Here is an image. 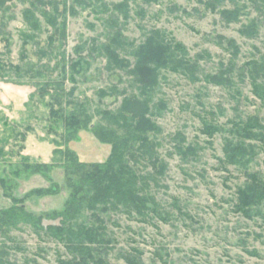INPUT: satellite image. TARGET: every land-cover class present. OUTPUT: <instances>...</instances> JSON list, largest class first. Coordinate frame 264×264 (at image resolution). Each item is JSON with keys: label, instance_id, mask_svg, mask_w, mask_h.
Instances as JSON below:
<instances>
[{"label": "rangeland", "instance_id": "374dc122", "mask_svg": "<svg viewBox=\"0 0 264 264\" xmlns=\"http://www.w3.org/2000/svg\"><path fill=\"white\" fill-rule=\"evenodd\" d=\"M206 1H129L128 17L114 12L116 25L112 28L109 12L95 13L89 7L67 15V34L51 44L47 38L53 28L42 18V28L27 37L32 34L22 15L27 1H6L5 11H0V176L17 197L37 187L58 184L55 193L25 197L27 209L41 214L63 208L71 195L69 181L78 174L71 169L66 171L61 155L54 149L70 148L84 162L103 161L110 144L99 141L90 127L103 122L99 110L115 109L123 96L138 91L127 69L107 66L99 48L108 40L107 32L120 29L122 41L118 47L126 48V52L151 28H158L165 37L180 42L184 56L197 59L199 69L195 80L162 69L160 83L152 94L154 101L163 99L166 103L164 109L152 115L161 131L150 135L160 142L158 150L168 166L158 185L150 182V189L168 218L155 216L144 222L124 213L111 214L108 225L117 236V246H139L149 264H264V220L261 216L247 218L231 209L235 188L245 176L242 169L234 165L224 168L218 162L227 133L219 131L209 137L199 129L204 119H212L223 127H229L231 119L239 115L258 114L264 121V99L252 92L246 64L250 59H260L264 23L259 24L258 36L246 37L238 31L240 24L261 17L249 0H213V7ZM235 4L242 5L240 20L226 21L220 10ZM223 36L235 39L240 47L236 56L226 48ZM230 61L234 63L229 73L231 84L208 81L207 74ZM56 80L64 82L59 91L62 112L85 111L91 116L89 124L80 126L66 144L64 122L53 121L49 116L48 102L54 87L45 82ZM41 85L46 89L43 94L38 90ZM176 131H182L184 143L202 147L195 158L186 161L174 152ZM263 155V150L257 148L252 169L263 170ZM24 156L28 162H53L48 177L24 170ZM148 169L149 166L142 170ZM10 203L0 184V208ZM50 222L57 223L58 219L43 220L44 224ZM9 235L14 237L12 241L0 234V242L5 240L9 250L10 262L5 264H57L55 250L62 247L56 241L38 239L27 226L13 229ZM109 261L127 264L113 254Z\"/></svg>", "mask_w": 264, "mask_h": 264}, {"label": "trees", "instance_id": "16d2710c", "mask_svg": "<svg viewBox=\"0 0 264 264\" xmlns=\"http://www.w3.org/2000/svg\"><path fill=\"white\" fill-rule=\"evenodd\" d=\"M7 0H0V11H5ZM27 1L28 6L22 9L23 20L33 36L42 27L40 18L53 28L48 36L51 44L56 38H64L66 32V16L76 15L80 10L91 8L95 13H110V28L116 25L114 12L128 17L129 1L137 0H20ZM148 2L150 0H142ZM207 4L213 7L214 1ZM252 7L261 16L249 18L241 23L238 31L246 37L259 35L260 25L264 23V0H249ZM141 13V9L138 11ZM226 21H239L242 14V5L235 4L231 8L220 10ZM120 29H111L107 32L108 40L99 45L107 59V66L127 69L136 82L138 91L123 96L115 109L99 110L103 122L93 123L90 127L94 135L102 143L110 144V152L103 161L84 162L79 160L76 153L70 148H56L55 152L61 155L62 166L77 173L78 177L69 181L71 195L60 210H51L35 214L27 209L24 198L30 194L55 193L58 184L52 183L49 187H37L25 193L22 197L15 196L10 185L3 176H0L2 193L9 197L11 203L0 208V234L12 241L9 235L13 229L27 226L40 240L51 239L58 246L55 250L57 264H111L109 256L114 255L127 264H149L143 257V250L136 245L129 248L117 246V236L109 228L110 215L124 213L128 217L139 221H151L155 216L167 220L155 194L150 189V182L158 185V180L164 176L168 163L161 157L158 147L160 142L152 137L151 133L161 131L152 115L164 109L163 99L153 100V92L160 83L162 69L179 72L191 80H195L199 69L197 59L184 56V47L173 38L165 37L158 28H151L144 38L125 52L121 48L122 35ZM107 39V36H106ZM226 48L231 49L232 56H236L240 47L233 37H222ZM116 43L115 45H112ZM124 52V55L122 54ZM178 52L181 55H178ZM260 59H250L249 78L252 92L264 99V48ZM130 55L132 58L126 56ZM80 62V61H79ZM77 62V64H79ZM224 64V63H223ZM207 74L210 82L220 85H229L232 79L229 73L234 68L232 61ZM52 83L54 93L51 94L49 116L53 121L64 122L65 144L74 136L80 126H87L91 116L85 111L70 110L63 113L61 95L63 80L48 81ZM48 86V85H47ZM40 94L45 92L44 85L38 87ZM100 94L105 91L100 89ZM55 104L58 107H55ZM213 114L212 111H210ZM201 132L209 137L216 132H226L223 137L222 156L218 162L226 168L234 165L242 169L245 176L242 183L235 188V196L231 209L244 217L261 216L264 220V155L263 170L252 169L257 148L264 152V121L258 114H247L231 119L229 127H223L212 119L202 120ZM177 141L174 143V152L183 160L195 158L202 148L198 143H184L182 131H176ZM211 143V141H209ZM258 142V143H257ZM54 166L53 162H28L22 157V168L29 173L40 172L48 177ZM143 171L144 167H148ZM17 172L15 171V174ZM44 219H58L57 223H43ZM16 248L20 246L16 243ZM249 252H251L249 250ZM253 252V251H252ZM9 250L5 240L0 242V264L9 263ZM161 257V254H158Z\"/></svg>", "mask_w": 264, "mask_h": 264}]
</instances>
